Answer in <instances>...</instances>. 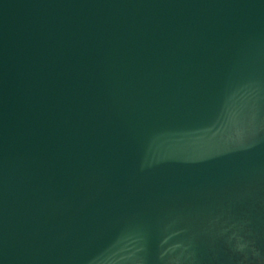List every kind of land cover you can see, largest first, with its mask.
Listing matches in <instances>:
<instances>
[{"label": "water", "instance_id": "obj_1", "mask_svg": "<svg viewBox=\"0 0 264 264\" xmlns=\"http://www.w3.org/2000/svg\"><path fill=\"white\" fill-rule=\"evenodd\" d=\"M0 264H264V0H0Z\"/></svg>", "mask_w": 264, "mask_h": 264}]
</instances>
